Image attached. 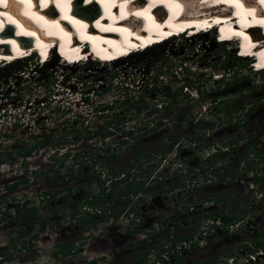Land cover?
Segmentation results:
<instances>
[{
	"label": "rangeland",
	"instance_id": "1",
	"mask_svg": "<svg viewBox=\"0 0 264 264\" xmlns=\"http://www.w3.org/2000/svg\"><path fill=\"white\" fill-rule=\"evenodd\" d=\"M213 40L212 35L195 39L178 38L107 66L95 63L71 66L67 69L54 66L57 69L55 72L50 67L46 71L47 77L33 71L37 65V59L21 61L17 65L9 68L6 66V69L0 70V105L6 102L14 105H46V102L50 106L71 105L70 99H65L67 96H64L65 98L61 101H54L55 93L60 87L63 89L68 78L84 91H96L99 94L98 101L94 99V102L101 101L107 107H113L114 97L120 95L121 92H124L125 96L131 100L129 103L137 104L142 100V103H139L141 106L146 104L151 107L155 100L166 97L168 93H173L179 101L178 106L172 109L170 114L164 111L160 112L157 115L158 118L164 122L169 120L174 124L173 120H176L173 115L174 111L185 114L182 117L184 119H180L179 123L166 126L160 131L148 134L136 131L133 136L136 139L126 143H120L123 140L119 137H114L107 143L56 141L37 149L34 146L40 143L21 142L11 144L7 148L0 143V151L6 152L4 154L0 152V158L7 157V154L17 156V152L20 151L23 154L21 158L3 159L6 166L10 165L11 169H4L0 175V180L3 179L0 184L15 187H13L14 192L12 195L10 194L9 199H0V252L3 254L0 257V264H137L141 262L137 257L133 255L127 257L134 250L135 252H147L150 248H157L155 251L161 252L164 241H160L158 235H147L151 228V232L154 230L153 214L149 215L144 229H141L143 225L130 223L129 226H126L124 221H112L117 215L113 210L109 215L110 218L102 220L96 218L97 223L82 225L76 224L77 219L70 220L68 208L62 207L66 201L68 186H72L76 182L67 180L68 171L72 170L69 167L73 166L74 170L72 171H75L76 166L81 164L85 170L88 169L92 164L91 158L100 155L105 148L115 150L118 157L108 167H101L102 162L96 164L102 184L91 185V192L94 198H98L97 203L104 204L106 202L109 210L113 206H117L118 209L126 207V204H119L116 201L117 190L111 197L106 198L109 201L103 199L108 195V188L111 187L109 180L111 178L112 180L114 178L121 179L123 173L121 168L124 166H130V181L137 180L142 184L140 188L143 189L141 192L144 198L150 194L154 195L157 190L164 187L162 195L154 198L161 197L162 200H167L173 190L172 182L177 181V186L183 184L182 177L175 178L174 175H171L160 185L157 180L154 181L150 178L149 173L147 174L159 165L161 169L163 168V172H167L166 168L170 169L175 166L173 163L175 158L172 156L175 143L171 149L168 147V144H172L171 142L175 138L182 139V145H179L176 150L178 153L180 152L181 156L187 158L191 151L185 150L190 148V145L185 142L191 136L201 135L197 138L201 143L200 151L197 150L200 153L195 151V154L190 155L189 161H187L189 167L197 168L199 163L203 166L209 163L205 162L202 155H205V148L210 147L212 142L218 141L219 145L224 146L221 142L224 138L242 139L247 145L244 148L247 149L246 153L253 149L256 151L255 147H257V153L262 154V162L259 163V166L264 171L262 165L264 162V128H262L263 132H260L255 126L246 125L243 127L238 122L241 119L246 121L250 118L249 115L248 118L243 117L247 116L250 109V115L254 114L257 108L264 111V73L259 70L253 72L249 60L239 58L240 55L236 56L234 53L235 43L216 44L219 41L214 43L215 40ZM187 89L207 92L208 97L212 99L205 97L204 99L200 98L203 102L199 101L200 99L189 102L187 96L184 95ZM149 90H153L155 93L151 95L147 92ZM215 101L220 107L223 103L225 109H214L210 111V114L208 113L209 115L203 113L201 105L209 106ZM241 105L244 107L240 108ZM209 108L211 110V106ZM228 110L231 111V115L227 114ZM111 111L113 112V109ZM200 113L201 117H199ZM140 114L142 113L134 116L133 124L137 125L138 122H143ZM56 116L58 117V114H54L52 117ZM59 116L63 117L62 114ZM262 118L264 120V117ZM191 122L195 123L192 124L194 126L190 124ZM258 134H260V144L255 146ZM158 135L163 137L161 141L157 140ZM242 141L241 145H243ZM229 144L232 143L229 142ZM28 150H31L32 154L26 158L25 151ZM153 151H156L154 152L156 155L162 154L161 158L148 155ZM77 155L79 157H76ZM141 155L143 157L141 161L139 160L140 163L136 162L135 157ZM190 162L194 163L190 164ZM139 165L140 168H138ZM254 167L259 171V167ZM143 170H146L145 175L141 174ZM175 174L177 175V173ZM260 175L264 181V173L262 172ZM197 178L191 175V181H195ZM241 178H247L245 173L241 175ZM150 181L153 182L152 186L145 188V184ZM229 186V194H226ZM205 188L206 185L200 186L194 191L192 197L206 200L207 196L211 195V197L220 200L219 194L225 193V200L230 205L241 208V204L245 203L244 196L246 195L243 187H237L234 184L227 185L226 180L213 186L212 190ZM46 192H51V196L45 195ZM81 193L80 190L78 195ZM174 196L176 197L175 193ZM131 202L132 200L125 208L127 215L132 211L129 206ZM32 208L37 210V224L30 234L24 235L31 220L15 223L9 217L13 214H22L25 209L31 210ZM169 208V205H163L162 213L166 210L167 214L164 216L168 215L171 219L173 213L171 211L168 214ZM258 210L264 218V202L259 204ZM81 212L95 214V211L88 208L87 205L81 208ZM53 213L57 215L54 217ZM62 213H66L64 220L59 226H55L53 221ZM254 214L255 212H252V215ZM184 219L182 217L178 224L180 225L178 233L184 232ZM40 222L45 223L44 227L39 226ZM193 229V227L189 228L191 231ZM139 230L143 232H138ZM129 232L132 233L129 234ZM185 235L180 233L179 236L183 238ZM211 238L210 243L206 239L201 241L199 239L197 243L200 244V247L197 246L190 255L183 254L181 260L187 264H215L224 257V252L232 250L237 243V239L235 240L231 236L216 234ZM72 240H78L72 247V249L75 248V250L73 249L74 254L68 253V256L53 257L54 252L60 251L59 247L62 244ZM29 245L30 248L25 249ZM5 248H7L6 251Z\"/></svg>",
	"mask_w": 264,
	"mask_h": 264
},
{
	"label": "built area",
	"instance_id": "2",
	"mask_svg": "<svg viewBox=\"0 0 264 264\" xmlns=\"http://www.w3.org/2000/svg\"><path fill=\"white\" fill-rule=\"evenodd\" d=\"M64 84L63 89L60 87L57 93H55L56 98H54V101H61V99L65 98L64 96H67L65 99H70L71 105H65V107L59 104L50 106L47 105V102L46 105H14L8 102L1 104V145L7 148L10 147L11 144L21 142L29 144L46 142V138L52 135L53 129L54 131H60L65 127L69 129L70 136L68 142L71 143H107L114 137H119L123 141H130L136 139L133 138L136 131L145 134L147 129L157 128V131H160L166 128V126L175 125L176 123L174 120V124L169 122V120H165L164 122L162 119L160 120L157 115L147 119L145 112L142 111L140 115H142L143 122H138L139 124L135 125L133 124L135 115L127 121V118L124 119L121 117L122 115H119L120 117L118 114L115 115V112L110 110L111 106L107 107L105 104H102L101 101L98 103L94 102V99L97 100L99 95L96 91H84L77 87V85H75L76 83L69 81L68 78ZM206 93L207 92L187 89L184 95L187 96L190 102L193 100L198 101L200 98H203ZM4 99H7V97H4ZM199 101L203 102L202 99ZM129 102H131V100L125 96L124 92H121L120 95L115 96V104L112 106L117 103L120 104L116 112L118 113L119 111H123L127 104H131ZM209 106H211V110ZM209 106L206 104L205 106L203 104L201 105L202 111H204L203 113L209 115L211 113L210 111L214 109L221 110L216 101L210 103ZM164 108V104L162 105L158 102L154 103L151 107V109L158 110L159 112H162ZM54 114H58V117L56 116L53 118L52 116ZM59 114H62L63 117H60ZM144 116L146 119H143ZM201 116L202 114L200 113L199 117ZM242 121L241 119V121L239 120L238 122L242 124ZM190 124L192 125L195 123L191 122ZM199 137H201L199 134L191 136L188 138V141L185 142V144L190 145V148L185 149L191 151L190 155H194L195 151L196 153H200L197 152V150L200 151L201 149V143L197 140ZM207 137H209V134H207ZM204 139H206L205 136ZM237 140L239 139L234 140L231 137L224 138L221 141L224 146L219 145L220 142L218 141L212 142L210 147L205 148V155H202V158L206 160L205 162L209 163H206L205 166L199 163L197 168L195 166H188L187 161H189L190 155L186 158L181 156L180 152L178 153L176 149H178L179 145H182V139L175 138L171 143L173 145L175 143V147L173 146L174 154H172V156L175 158V162L173 163L176 167L172 166L170 169L166 168L167 172H163V168L161 169L159 165L153 168L151 170L152 172H147V174H150V178L154 181L157 180V183L160 185L171 175H174L175 178H178V176L183 178V184L179 183L180 185L178 186H172L173 190L169 196L170 199L162 200L161 197L154 198L155 196L162 195L163 192L157 195L156 193L154 195L150 194L144 198L141 192L143 189L140 188L141 190L139 189L136 194H130L126 198V207L129 201L132 200L131 205H129L132 211L129 215L125 212L126 207L124 206V208H120L118 211L117 209H113V212L117 215L112 221H124L126 226H129L130 223H134V225H143L141 229L145 228L149 215L153 214V219H155L153 226L154 230L151 232V228L147 232V235H158L160 238L159 240L164 241L162 250L158 252L155 251L157 248H150L147 252H141L145 254V257L137 264H176V262L182 258L183 254L190 255L197 246L200 247V244L197 243L199 239L200 241L206 239L210 243L211 237L216 234L231 236L235 240L237 239V243L232 250L224 252V257L220 258L215 264H264V249H256L255 244L251 241L254 229V225H251V223H254L255 220L261 216L258 208L259 204H263L264 202L262 188V186H264V181L262 180V184L257 182V179H261L260 173H264L261 169L262 167L259 166V163L261 164L262 161L259 154L254 151L255 149L248 152L246 156L238 153L236 148L241 145V142ZM229 142L232 144H229ZM169 149H171V147ZM0 152H2L1 154L6 153L3 150ZM160 155L162 154H155L154 157L159 156L158 158H161ZM2 158H14V155L7 154V157L2 156ZM191 163L194 162H190V164ZM262 165L264 166V162ZM254 166L259 167V171H257ZM4 169H11V166H6V163H2L0 165V175L4 172ZM145 172L146 170H143L141 174L145 175ZM175 173H177V175ZM243 173L247 176L246 179L241 178ZM191 175L198 178L195 181H191ZM115 179L120 180L118 178ZM221 180H226L227 185L234 184L237 187H243L246 196H244L245 203L243 205L241 204V208L230 205V203L225 200L226 194L224 197L219 195L221 198L220 200L211 197V195L207 196L206 200L199 197H192L194 191L200 188V186L204 187L206 185L205 189H209L211 184L222 182ZM128 182L136 184L138 181H130L129 177ZM152 184L153 182L151 181L146 183L145 188L147 186H152ZM163 188L161 191H163ZM228 188H230V186ZM108 189L110 191V188ZM9 197L10 194L4 189V184H0V199L5 200L9 199ZM163 205H169L168 214H170L171 211L173 213L171 219H169L168 215L167 217L166 215L164 216V214H167L166 210L162 213ZM246 206H248V214H245L243 211ZM229 207H234L232 213ZM94 211L96 214L99 209ZM108 212L112 214V212ZM252 212H255V214L252 215ZM182 217L185 218L183 220L184 232L180 233L186 234L183 238H181V236H179L180 233H178V227L180 228L178 224L181 222ZM164 219L168 220L166 226L164 224ZM95 221L97 222V220ZM191 227L194 228L193 231L189 230ZM166 229L169 230V233L166 232ZM138 232L143 231L139 230ZM187 235L190 236L188 239H186ZM69 253L74 254V250H71ZM68 255L69 254H67V256Z\"/></svg>",
	"mask_w": 264,
	"mask_h": 264
},
{
	"label": "bare ground",
	"instance_id": "3",
	"mask_svg": "<svg viewBox=\"0 0 264 264\" xmlns=\"http://www.w3.org/2000/svg\"><path fill=\"white\" fill-rule=\"evenodd\" d=\"M37 1L42 3L41 7L45 5L50 6L51 2V0H0V70L6 69V66L9 68L13 65H17L21 60H16L12 63L9 62L18 57L19 53L25 51L30 52L34 48L39 50L40 55H44L48 50L50 53L55 54L51 59H43L44 57L40 58L38 55L30 53L32 59H37V65L33 71L39 72L42 76L46 75V77L48 76L46 71L50 67L53 68V72L57 71L54 66L66 69L71 67L66 64H60L58 61L62 62L63 60L68 64H74L80 59L87 58L86 56H88L89 52H91L93 56L101 57V62L106 61L103 58H108V60H115L117 63L125 60L120 59L134 50V48L138 50V48L141 49L147 44L161 41L171 34H176L175 32H165L159 29L153 33V37H141L133 34L136 36V39H124L122 43H118L116 40V33L105 35L99 31L96 32L91 30L88 28L89 24L84 20L83 16H80L81 20L74 19L69 15L68 9H63L62 13H57V11H49L50 9L48 8L44 15H39L33 11L34 9L39 11L36 8ZM140 1L141 0H135V2L138 3ZM147 1H150L152 4L149 5L151 9L149 14L143 10L134 11L135 16L140 19L142 18L141 20L145 21L147 24H155L154 22H149V17L157 19V23L160 22V20H158L159 18H157V13L162 16L163 12L159 9L160 6H162L159 3H163V5L168 8L170 6L175 10L184 7L181 6L182 4L180 2L176 4L174 0ZM69 2L70 0L53 1L54 4H59L62 7L68 5ZM112 2L113 1L110 3ZM186 3L189 7L188 13L193 17L186 19V21L190 22L188 24L187 22H185V24L171 23L170 20H168L167 22L171 23L169 27L173 31H183L193 26L198 30L208 28L206 31H210V28H213L214 25H218L215 32V34L217 33L215 36L216 39L214 38L215 43L219 41L221 43L231 44L235 43L234 41L239 37L240 44L238 47L236 46L234 48V52H238V55H240L241 58H245V60H247L248 56L258 52L259 58L254 67L257 71L260 68H264V0H188ZM33 4L35 6L32 9L31 6ZM20 5H23L22 11L25 10L24 16H19V12H21L19 11ZM131 6L135 7L134 2L131 3ZM74 7L76 8V12L88 14L90 17H92L94 12L99 8L92 0H85L84 3L82 0H74ZM57 14L60 15L57 18L46 19V16L52 17ZM111 14L112 12H109L108 16ZM171 14L172 13H170V15ZM234 18H237L235 22ZM62 19L67 20L68 23L65 21L62 23ZM129 21L136 24L133 28H137L141 24L139 20L135 21L134 19H129ZM13 26L14 33L17 37L3 36L4 32L9 33ZM103 26L101 22H97L95 28L103 31ZM84 27L85 29L83 30ZM3 29L4 31H2ZM116 29L117 28H114L113 30L115 31ZM120 29L123 31L127 30L125 26H120ZM75 32L76 38H73L72 36ZM115 32L118 34L120 33V31ZM194 33L196 32L189 29L191 39L205 36L198 35V37H192ZM28 37H34L35 39L31 40L26 46L24 43L27 41ZM55 38L59 40L57 41ZM86 42H88V46L85 45ZM164 42L166 43V41ZM11 44L13 45L12 51L10 50ZM114 44H118L119 47H112V50H110V46ZM143 49V51L146 52L145 50L147 47Z\"/></svg>",
	"mask_w": 264,
	"mask_h": 264
},
{
	"label": "trees",
	"instance_id": "4",
	"mask_svg": "<svg viewBox=\"0 0 264 264\" xmlns=\"http://www.w3.org/2000/svg\"><path fill=\"white\" fill-rule=\"evenodd\" d=\"M241 60V59H240ZM264 73V72H262ZM260 74V73H259ZM228 86V84H227ZM142 102V100L140 101ZM137 104H139V102H137ZM240 108H243L244 106L241 105L239 106ZM227 113L231 114V111H227ZM185 114H180V117L182 118ZM176 120V123H179V119L178 118H175ZM184 119V118H182ZM154 131H157V128H151V129H147L145 134H148L150 132H154ZM163 138H160V141L162 140ZM72 143H76V142H72ZM48 144L47 142L45 143H40L34 147L37 148H40L44 145ZM168 147L172 148L173 147V144H168ZM104 151H107L106 155L104 154L103 155V158H101L100 160H97L95 157L91 158L90 161H92V164L88 167L87 170H83V165H77L76 166V170L75 171H72L74 170V168H72L73 166L69 167L71 168L72 170H69L68 171V174H67V180L70 182V181H73L75 180L76 182L72 185V186H68V194L66 195V202L63 204V207H67L70 209V212H71V216H72V219H76L75 218V215L78 214L79 212V204H82L84 203L85 205H87V207L91 208V209H95L96 205L97 204V200L98 198H94L92 196V186L91 185H96L98 184L101 185L102 184V181L100 180V175L98 174L97 172V169H96V164L99 163V162H102L104 165L108 166V164L116 158V154L115 152L111 151L110 148H105ZM247 151V149L245 150L244 149V153ZM154 152L156 151H153L152 153L148 154L150 156H154ZM76 157H79L78 155ZM143 156H136L135 157V160L136 162H139L141 161ZM214 157V156H213ZM264 158V156H263ZM140 160V161H139ZM4 163V160H0V165ZM141 165V164H140ZM139 165L138 168H140L141 166ZM126 167H123V177L122 179L120 180H112V178L109 180L110 181V191L108 193L107 196H105L103 199L104 200H107L106 198L107 197H111L113 192H115L116 190L118 191L115 195V199L117 202H120V203H126L127 202V196L128 195H133V194H136L140 187L142 186V184L140 182H137L136 184H133L131 182H128V179L130 177V173H129V170L127 171L126 170ZM75 172V173H74ZM83 179H86V181L84 183H81V181ZM121 181H123L122 183V188L120 187V184H121ZM257 182H260V184H262V179H257ZM172 185L175 186L177 185V181H173L172 182ZM263 188V194H264V186H262ZM82 191L81 194L78 195V192L79 191ZM162 191L161 190H157L156 191V194H160ZM47 196H51V192H46ZM221 197H224L222 195H220ZM264 196V195H263ZM264 200V198H263ZM248 202V201H247ZM249 205V204H248ZM250 206V205H249ZM248 206H246L244 208V213L245 214H248ZM229 210L230 212L232 213L233 210H234V207H229ZM103 213V212H102ZM64 214L65 213H62L59 215V217H56L55 221H54V224L55 226H59L60 225V220L64 218ZM57 214L56 213H53L52 216H56ZM97 214H85L84 216H81L80 218H77V222L76 224H82V225H89V224H95L96 221L94 220L95 217H96ZM231 216V215H230ZM200 217V216H199ZM38 218V214H37V210L35 208H32L31 210L29 209H25L24 211V215L23 216H19V215H13L12 217H10V219L12 221H14L15 223H20V222H23L27 219H37ZM167 219H164V224L167 225ZM35 224V223H34ZM40 225L42 227H44L45 223L44 222H41ZM33 228L32 225H30V230ZM166 232L169 233V230L166 229ZM264 232V228L260 231V233L262 234ZM29 233V232H28ZM132 232H129V234H131ZM27 234V233H26ZM190 236H187L186 239H188ZM78 240H72V241H69L68 243H65V244H62L59 249L60 251H56L54 254H53V257L56 258L59 254H61L62 251H64V253L66 252H70L71 250H75V248L72 249L73 245L77 242ZM254 244L256 243L255 245V248L256 249H264V244H263V241L260 240V239H254ZM30 248V245L27 246V248L25 249H29ZM7 250V248H5V251ZM63 253V254H64ZM130 255H133L135 257H137L139 259V261L143 260L144 257H145V254L139 252V251H136L134 250V252H131L130 254L127 255L130 256ZM3 254H1L0 252V257H2Z\"/></svg>",
	"mask_w": 264,
	"mask_h": 264
},
{
	"label": "flooded vegetation",
	"instance_id": "5",
	"mask_svg": "<svg viewBox=\"0 0 264 264\" xmlns=\"http://www.w3.org/2000/svg\"><path fill=\"white\" fill-rule=\"evenodd\" d=\"M147 92H149V93H151V95L152 94H154L155 92L153 91V90H149V91H147ZM167 96L166 97H164V98H159L158 100H155V102L154 103H156V102H158V103H161L162 105L164 104V106H165V108H164V112L165 113H168V114H170L169 112L172 110V109H175L177 106H178V103H179V101L175 98V95L173 94V93H168V94H166ZM212 95V94H211ZM210 95V96H211ZM112 96V95H111ZM205 97H207V99H212V98H210V97H208V95L206 94V95H204L203 96V98L202 99H204ZM213 97V96H212ZM114 99H115V97H114ZM139 103H142V102H140L139 101ZM119 106H120V104H116V105H114L113 107H111L110 108V110L111 109H113V112H115L114 114L116 115V114H118V116L119 115H122L121 117L122 118H124V119H126L127 118V121H129V119H131L132 117H133V115H136V114H138V113H141L142 111H144L145 112V115H146V118L147 119H149L150 117H152V116H156V115H158L160 112L158 111V110H155V109H151V106H148V105H142L141 106V104H127L126 105V107L124 108V110L123 111H119L118 113H116L117 112V109L119 108ZM221 106L222 107H220V109H222V110H224L225 109V106L223 105V103L221 104ZM248 111V110H247ZM249 111H251V109L249 110ZM248 111V114H247V116L245 115V116H243L244 118H248V115L250 116V118H248V120H246V121H242V125H243V127L244 126H246V125H251V127L253 126H255L260 132H263L264 131V129H263V131H262V128H264V120H263V118L262 117H264V111H262V109H260V108H257L256 110H255V112H254V114H252V115H250V112ZM253 112V111H252ZM184 112H181L180 114H183ZM180 114L179 113H175V111H174V117L175 118H178L179 120L180 119H182L181 117H180ZM228 115H230L229 113H227ZM177 115V116H176ZM120 117V116H119ZM145 118V119H146ZM253 118H255L256 120H254ZM175 122V121H174ZM252 122V124H249V123H251ZM150 127V126H149ZM148 127V128H149ZM56 129V128H55ZM117 129H119V128H117ZM116 130V129H115ZM117 131V130H116ZM57 132V133H56ZM60 132V133H59ZM259 132V133H260ZM62 133V134H61ZM261 134V133H260ZM260 134H258L257 135V138L258 139H256L257 141L255 142V146L256 145H258V144H260ZM69 129H68V127H65L64 129H62V130H60V131H54V129H53V132H52V135L51 136H48L47 138H46V142L47 143H51V142H53V141H57V142H68V138H69ZM160 138H163L161 135H158V138H157V140H159L160 141ZM132 140H134V139H132ZM131 141V140H130ZM238 142H241L242 141V139H239V140H237ZM126 142H128V141H123V142H120V143H126ZM243 142V145H240V146H238V148H236V150H237V152L238 153H240L241 155H243V156H246L248 153H244V148L247 146V145H245V143H244V141H242ZM42 143H45V142H42ZM254 143V142H253ZM45 146V145H44ZM260 146V145H259ZM256 148V152H257V147H255ZM111 151H113V152H115V153H117L115 150H111ZM107 151H101V153H100V155H96L95 156V158L97 159V160H100L101 158H103V155L105 154H107L106 153ZM25 153L27 154V156H25L26 158L27 157H29L32 153H31V150H28V151H25ZM19 155V156H18ZM117 156H116V158L118 157V153L116 154ZM155 155V154H154ZM21 156L23 157V154L21 153V151L20 152H17V156H14V158L16 159V157H20L21 158ZM79 156V155H78ZM142 156V155H141ZM261 156H262V154H260L259 155V157H260V159L262 160V158H261ZM8 157H10V156H8ZM87 157V156H86ZM97 157H99V158H97ZM13 158V159H14ZM3 160V159H5V158H0V160ZM114 160V159H113ZM112 160V161H113ZM111 161V162H112ZM110 162V163H111ZM109 163V164H110ZM109 164H108V166H109ZM108 166H106V165H101V167H108ZM125 167V166H124ZM106 169H108V168H106ZM123 169V167L121 168V171H123L122 170ZM130 169V166H127L126 167V170L128 171ZM83 170L85 171V168L83 167ZM87 170V169H86ZM110 170V169H109ZM97 172H98V168H97ZM121 175H123V173L121 174ZM86 181V179H83L82 181H81V183H84ZM122 183H123V181H121V186H122ZM218 183H220V182H216V183H214V184H211V185H213V186H215V185H217ZM120 186V187H121ZM213 186L212 187H210L211 188V190L213 189ZM13 187H15V186H4V189L7 191V193H9V194H11L12 195V193L14 192V190H12L13 189ZM229 194V188H228V190H227V192H226V194ZM219 195H222V196H224L225 195V193H222V194H219ZM100 199V198H99ZM108 200V199H107ZM98 201V200H97ZM109 201V200H108ZM66 202V201H65ZM119 204H123V205H125L126 203H120V202H118ZM98 204V203H97ZM85 206V204L84 203H82V204H79V212H78V214H76L75 215V218L77 219V218H80L81 216H84L85 215V213L84 212H81V208H83ZM104 206V207H103ZM107 204H106V202H104V204H101V202H99V204L98 205H96L95 207V209L94 210H97V209H99V211H97V215H96V217H95V219L94 220H96V218H99L100 220H102V219H106V218H110V216L109 215H111L108 211H110L111 212V210H113V209H117L118 210V208H117V206H113V207H111L110 208V210H109V208H107ZM62 207H63V205H62ZM66 207V206H65ZM67 208H68V206H67ZM68 210L69 211H67L68 213H69V217H70V220H75V219H72V216H71V212H70V209L68 208ZM103 212V213H102ZM109 213V214H108ZM16 215H19V216H23L24 215V211H23V213L22 214H16ZM65 215H66V213L64 214V218H65ZM10 217H12V216H10ZM10 217H9V219H10ZM64 218L63 219H61L60 220V222L59 223H61L63 220H64ZM56 219V218H55ZM11 220V219H10ZM27 220H31V223L27 226V232H25V234L24 235H28V234H30L31 232H32V230L34 229V226L37 224V219H27ZM27 220H25V221H27ZM25 221H23V222H25ZM55 221V220H54ZM54 221H53V224H54ZM14 222V221H13ZM35 223V224H34ZM41 223V222H40ZM97 223V222H96ZM30 225H32L33 226V228L30 230ZM55 225V224H54ZM39 226L40 227H42L40 224H39ZM264 228V218H262V216H260L258 219H256L255 220V222H254V229H253V233H252V239H251V241H252V243H254L253 241H254V239H262V241L264 242V232L261 234L260 233V231L262 230ZM29 232V233H28ZM27 233V234H26ZM80 240V239H79ZM68 243V242H67ZM255 245H256V243H255ZM55 253V252H54ZM53 253V254H54ZM62 253H64V251H62L61 252V254H59V255H61V257H63V256H66L69 252H66V253H64V254H62ZM176 264H187V262H185L184 260H178L177 262H176ZM188 264H190V263H188Z\"/></svg>",
	"mask_w": 264,
	"mask_h": 264
},
{
	"label": "clouds",
	"instance_id": "6",
	"mask_svg": "<svg viewBox=\"0 0 264 264\" xmlns=\"http://www.w3.org/2000/svg\"><path fill=\"white\" fill-rule=\"evenodd\" d=\"M251 67V66H250ZM252 70V69H251ZM253 71V70H252ZM253 72H255V71H253Z\"/></svg>",
	"mask_w": 264,
	"mask_h": 264
}]
</instances>
